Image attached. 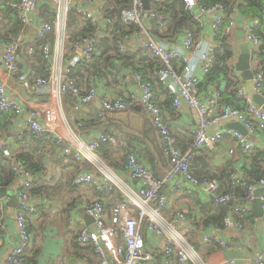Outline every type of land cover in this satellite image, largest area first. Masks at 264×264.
Here are the masks:
<instances>
[{
    "label": "built area",
    "instance_id": "obj_1",
    "mask_svg": "<svg viewBox=\"0 0 264 264\" xmlns=\"http://www.w3.org/2000/svg\"><path fill=\"white\" fill-rule=\"evenodd\" d=\"M130 1V6L123 9L117 18L102 15L101 8L109 0H17L12 3L21 27L8 40L0 39V114L12 128L9 134H5V130L0 127V159L7 158L10 161L13 173L10 186L13 192L7 191L5 187L6 193L0 196V214L6 212V203L15 197L13 209L17 242L2 264H28L26 258L32 252L29 218L38 214L42 196L32 192L35 174L24 162L13 157L15 150L20 149V143H26L31 136L50 143L60 151L61 156L77 163H87L89 168L98 171L99 176L89 169L77 174L74 177L76 184H89L99 192L118 188L120 197L110 208L100 199L85 205V213L92 216L93 222L90 225L83 224L75 233L79 247L86 249L97 264H154L156 252L146 245L150 235L162 239L161 264H209L192 242V234L185 228L189 221V210H168V191L185 195L191 200L211 202L214 206H227L222 226L202 224V213L196 214V219L206 229L200 244L225 248L228 242L222 235L226 229L248 230L249 222L244 218L252 212L255 190L264 187V158L258 157L263 175L254 184H247L240 170L230 173L233 183L246 185L247 192L241 196L224 191V184L216 178L197 177L193 173L192 162L201 148L214 150L226 135L232 138L241 156L250 157L257 151L264 152L248 137L256 132L264 135V110L256 106L244 87L239 85L236 98L241 100V104L220 103L221 92L216 90L212 97L217 102L218 111L211 113L198 85L211 69L215 54L212 45L202 39V31L198 34L199 31L194 33L185 29L180 40L181 47H168L149 36L140 38L143 31L144 34L148 31L144 25L145 16L158 20L160 24L164 23L165 16L154 11L151 6L146 10L143 0ZM184 1L186 10L194 18L198 14H208L212 34L215 36L219 33L224 19L223 4L215 3L206 7L200 0ZM73 6L77 7L76 12L81 19L93 28V33L73 39L67 32V19ZM235 13L236 8H232L231 14L234 16ZM116 19L123 24H137L142 29L135 34L121 35L116 40L118 52H127L131 38H137V47L158 61L160 67L157 79L171 91L172 106L179 108L185 102L195 112L197 124L191 130L192 144L187 149L178 147L177 138L166 121V114L154 99L152 83L132 67L127 72L140 88V97L131 92L116 100H102L95 87H80L75 75L77 67L82 64L88 66L93 62L97 46L114 31ZM256 23L255 19L247 17L243 22V35L252 56L250 70L253 73V90L264 95V69L257 63L260 58V38L253 31ZM233 24L234 19L230 17L229 25ZM41 39L43 42L39 50L45 75H36L30 66L33 61H37L36 42ZM9 81H18L26 98H18L11 93ZM43 93L46 99L40 98ZM68 95L76 99L79 109L84 106L90 108V104L99 100L101 109L94 120L98 128L85 132L82 119H68L66 116L65 120L59 119L58 114ZM137 101L157 132L159 150L166 167L163 176L156 178L138 158L135 149L129 147L124 167L137 182V187L133 188L122 182L101 157L104 144L115 146L118 142L117 136L105 132L102 125L105 124V118L109 119L111 111H130ZM24 113H27L25 119L22 117ZM229 116L237 118L247 130L246 135L233 129L209 130L214 123ZM228 152L232 154L233 149ZM261 203L264 236V196L261 197ZM242 261L264 264V249L254 250L248 258H229L219 264H243Z\"/></svg>",
    "mask_w": 264,
    "mask_h": 264
},
{
    "label": "crops",
    "instance_id": "obj_2",
    "mask_svg": "<svg viewBox=\"0 0 264 264\" xmlns=\"http://www.w3.org/2000/svg\"><path fill=\"white\" fill-rule=\"evenodd\" d=\"M9 1L13 3L16 0ZM151 1L152 0H150V6ZM236 11L237 13H235L234 16L232 14L230 16L234 19V24L225 25L223 29V34L226 39L225 43L232 46V74L225 76L220 74L215 81L209 80L210 82L203 76L200 82V88L203 91V101L209 105L211 113L218 111L217 102L212 97L214 91L218 90L221 92L222 99L220 103H223V98L226 102H231L236 98V95H233L236 94L237 87L239 85L244 87L245 84V80L240 73H238L235 66L240 52L239 45L245 41L243 35V22L247 17L251 18L252 13L245 4L240 5L239 10L238 7H236ZM100 17L102 16L100 15ZM152 19L153 18L145 16L144 25H146L148 31L146 30L147 34H144L143 31L140 38L149 36L165 43L168 47H181L180 40L183 31L185 28H189L188 26L184 25L181 29L173 31L167 28V22L164 21L163 24L158 22V28L157 31H155L156 26L151 23ZM153 20L155 21V19ZM193 21L195 22L194 28H201L198 34L202 31V39L205 40L206 44L212 45L213 49H215L219 44L218 39H221L222 36H220L221 34H218L219 36H214L212 34L209 28L210 16L208 14H198L197 18L193 19ZM7 22L6 12L3 11V8H0V34L6 33ZM168 23H170V21ZM78 27L81 28L84 27V25L81 24ZM113 32H115V30ZM136 40L137 38L135 37L131 38L127 50L128 54H130L129 56H131L134 66L139 69L138 71L142 75L151 80H155L157 67L154 65V60L148 57L145 50L137 47ZM100 46V44L97 46L96 52L98 49H101ZM95 53L94 55L97 57ZM261 59L262 57L259 58L257 63L260 64ZM102 65L105 64L102 63ZM30 67L35 71L36 75H45L43 61H33ZM119 67L120 66L117 68ZM21 69H23V67ZM128 69L129 68L122 69L120 76L117 78L112 74L110 69H108L110 72L109 74L100 77L98 73L100 71H93L91 66H78L75 74L82 89L94 86L97 94L102 100H116L132 92V84L130 83L131 78L127 72ZM197 72L198 74L200 73L199 70H197ZM229 79L232 80L231 83ZM155 88V97L162 105L168 100H171L172 93L168 88L159 84H156ZM8 89L18 98H26V94L18 81H9ZM40 98L46 99V94H41ZM67 98L68 96L65 100H67ZM68 100L69 102L65 101L62 111L58 114L60 120H65V116L68 117V119L88 118L90 119L89 123L95 125L96 122L94 120L97 115L96 111L101 109V103L98 99L95 100L97 109H95L94 112H91L92 110L88 108V106L79 109L77 108V101L71 103L72 100ZM135 106L136 107L130 109V111L114 110L110 112L109 118L111 120L108 119L105 125H107L109 129V133H114L117 136L119 144L118 142L115 146L110 144L108 145L109 148L103 147L101 150V157L104 162L122 182L133 188L137 187V182L133 180L123 168V159H125L124 156L128 150L127 148L133 147L135 149L138 158L152 174L157 176L163 173V156L159 150L157 132L140 104L137 103ZM161 107L166 114V121L177 138L179 147L184 149L188 146V143L192 141V136H190L191 130L197 124L195 112L190 109L185 102H183L179 108H174L171 103L170 110L163 106ZM22 117L24 119L27 118V113H24ZM92 130L94 129L85 127V132ZM61 131L62 133L64 132L62 124ZM248 137L255 145L264 150L263 134L256 132L249 134ZM230 149H233L232 154L228 152ZM32 152L37 159H40L41 164L40 172L34 173V180H39L40 182L38 183H40L41 186L52 187L54 193L47 194L45 191L41 190L42 200L38 206V214L29 218V232L31 236L33 235L36 237V232L38 231H40L41 235L44 234L45 237L52 236L49 240L42 242V249L43 246L47 244V247L50 249L49 252H56L59 254L61 253L62 246H64L65 249L69 247L67 250L68 257L66 262H64L65 264H97L92 260L91 254H89L86 249H80L76 242L75 233L79 227L86 224L84 215L87 213H85L84 207L88 202L93 199H100L107 208H110L114 202L119 199L120 193L115 189L108 192H99L89 184H76L74 177L77 174L83 173L86 169H89L95 176H99L98 171L89 168L87 163H77L69 158L61 156L59 154L60 151L48 142L44 143L42 146L39 144ZM252 159L253 156L244 157L239 155L238 151L235 149L234 141L226 135L222 141L216 145L214 150H210L206 147L201 148L198 155L195 157L193 167L196 165H205L212 174L219 177L222 176L221 172L224 169L225 172L229 170H240L245 175L251 167ZM6 188L7 191L13 192L12 186L9 185L6 186ZM168 193L170 199L168 206L169 211L181 208L189 210V221L185 224V228L189 234H192L190 237L192 242L201 251L207 263L219 264L229 258H248L253 255L254 250L264 249V236L262 233L263 222L261 216H255L252 219L248 216L245 217L249 222L248 230L234 228L226 229L223 232L224 235H222L228 242L225 248L200 244L202 234L206 233L203 231L206 229L203 228L196 219V214L201 213L199 206L196 204V200H191L182 194H174L170 191H168ZM14 204V200L7 202L5 205L6 212L0 214V264H2L7 254L11 251L12 246L17 242V232L14 222ZM215 209H217L216 206H211L209 213L212 214ZM91 223L90 221L87 225ZM35 241L38 240L35 239ZM162 243L161 238L154 237L153 235H150L146 239L147 247L156 252L154 264H161ZM33 253L32 256H34ZM32 259L34 260V257ZM242 263L247 264V262L244 261H242Z\"/></svg>",
    "mask_w": 264,
    "mask_h": 264
},
{
    "label": "trees",
    "instance_id": "obj_3",
    "mask_svg": "<svg viewBox=\"0 0 264 264\" xmlns=\"http://www.w3.org/2000/svg\"><path fill=\"white\" fill-rule=\"evenodd\" d=\"M17 1V0H16ZM15 1V2H16ZM201 4L206 6V7H210L215 3H221L224 6V19L222 24L220 25V31H219V35L222 36L221 39H218V46L214 49V54H215V61L211 67V69L209 70V72L206 74V80H214L220 75L223 74L225 75H229L232 74L233 71V67L231 66V59L233 57V52L231 49V46L226 42V39L224 37L223 34V29L225 27V25H229V19L231 16V12H232V8H236L238 7L239 10V6L242 4H245L247 6V8H249L251 10L252 13V19H256V24L254 26V33L260 38L261 44L259 47L260 50V54L259 56L262 57V59L260 60V64L264 69V0H200ZM14 3V2H13ZM131 4L130 0H109V2L107 4H105L102 8L101 11L103 12L104 16H108V17H116L122 12L123 9L128 8ZM0 8H3V11L6 12V19H7V26H6V33L5 34H0V39H9L10 37L15 36L20 27H21V23L19 22V20L16 17V13H15V9L12 7V3L9 0H2V2L0 3ZM151 8L156 11L157 13L163 14L165 16L164 21L167 22L166 26L168 29H171L173 31H176L178 29H181L182 26L186 25L189 28H185V29H190L192 30V32L197 33L201 28L197 27L194 28L193 26L195 25V22L193 21L194 16L192 15V13L188 10H186L185 8V1L184 0H152L151 1ZM77 7L73 6L69 15H68V19H67V32L73 37V39H77L79 37L85 36L88 33H93V28H91L90 25H88L87 23H84V21H82L81 17L79 16V14L76 12ZM50 16H52V14H50ZM170 21V23H168ZM158 20H153L151 21V23L153 25L156 26V30L158 28ZM160 23V22H159ZM81 24L84 25V27L79 28L78 26H80ZM193 27V28H192ZM115 32L110 33L109 36L105 37L101 43H100V47L101 49H98L97 52L95 50V54L97 55V57H95L94 55V60L93 62L88 65L87 67L93 68V71L98 72L99 74L102 75H107L110 72L108 71V69H110L112 71V74H114V76L117 78L120 76V73L122 72V69L124 68H130L132 67L133 69H135V71H137L138 73H140L136 68V66H134L132 60H131V56H129L130 54H128L127 52H124L123 54L119 53L116 47V40L123 34H127V33H138L139 31H141V27L137 24H123L122 22H120V20L116 19V25H115ZM217 34V35H218ZM218 35V36H219ZM43 42V39L38 40L36 42V55L35 57L37 58V61L42 62V56L40 54V50H39V45ZM148 57L154 60V65L158 68L160 67L158 61L155 59V57L151 56L150 54H148ZM44 62V61H43ZM105 64V65H102ZM119 64V65H118ZM81 66H85L84 64H82ZM118 66H120L119 68H117ZM108 67V68H107ZM107 72V73H104ZM141 74V73H140ZM76 75V74H75ZM142 75V74H141ZM144 77V79L149 80L152 85H153V89H154V99L156 101V103L158 105L163 106L164 108L170 110L171 109V103H172V97L171 100H168L167 102H165L163 105L157 100V98L155 97L156 95V91H155V85L159 84L161 85L160 82H158L157 79V74H156V78L155 80H151L149 78H147L146 76L142 75ZM204 77V78H205ZM210 82V81H209ZM229 82L231 83L232 80L229 79ZM163 86V85H161ZM199 88H200V83H199ZM200 91L203 93V91L200 88ZM236 94H234L233 96H235ZM125 97V96H123ZM221 98H222V94H221ZM68 99H71L72 102H76V99L72 96V95H68L67 98V102H69ZM223 103H230L233 105H239V103L241 104V100L235 98L234 101L231 102H226L223 98ZM139 103L138 101L132 106L131 109L135 108L136 104ZM160 103V104H159ZM140 104V103H139ZM141 106V104H140ZM141 108L143 109V107L141 106ZM90 109L92 110L91 112H94L96 108L95 102H93L92 104H90ZM100 111V110H99ZM99 111H96L97 113ZM5 118L2 114H0V127H2V129L5 130V134H9L11 132V124H8V122H5ZM83 123H84V128H98L97 123L95 125H91L90 119L86 118V119H82ZM91 125V126H90ZM102 127H104V131L109 133V129L107 128V125L103 124ZM192 133V132H191ZM190 136H192V134H190ZM193 139V136H192ZM28 141L24 144L20 143V149L15 150L13 157L16 160H19L21 162H24V164L27 165L28 169L30 171H32L33 173L36 172H40V159H37V157L34 155V153L32 152L33 149L35 147H38L39 144L42 146L44 143H46L43 139H37L35 138V136H31L30 138L27 139ZM192 144V141L190 143H188L189 147ZM110 145L109 143L104 144V148H109ZM178 145V142H177ZM102 147V148H103ZM179 147V145H178ZM187 147H185L184 149H180L181 150H185L187 149ZM129 149V148H127ZM106 151V150H105ZM198 154H196L194 156L193 162L195 160V157ZM258 157H262L264 158V153L263 152H259L257 151V153L253 156L252 159V164L250 169L248 170V172L245 174V180L247 184H254L262 175H263V170L262 167L259 164L258 161ZM163 160V173L160 175H154L156 178H159L161 176H163L164 174V170L166 167L165 164V160L162 157ZM233 170H229L227 172H225V169L221 172V177L219 176H215L214 174H212L207 166H199L196 165L193 167V173L199 177V178H216L220 181H222V183L224 184L223 190L230 192L232 194H235L236 196H241L243 194H245V192H247V188L246 185L241 186L240 184H235L231 181L229 175ZM13 181V173L11 171V166H10V161L7 158H2L0 159V185L1 186H9L11 185ZM39 180H34L32 179V192H37L40 193L41 190L45 191L47 194L48 193H54V189L52 187L49 186H41ZM41 186V187H40ZM42 194V193H40ZM196 204L197 206H199L201 213H202V224H208V223H213L219 226L223 225L222 222V218L224 215V212L226 211V207L227 206H222V205H218L216 206L217 209H215V211L210 214L209 210L210 207L213 206V204L211 202H207V201H197L196 200ZM249 218H253L255 217L252 212L250 213V215L248 216ZM246 219V218H244ZM33 253V252H32ZM32 253L30 256H32ZM35 253V251H34ZM33 253V254H34ZM30 256H27L26 260L28 262V264H32V258Z\"/></svg>",
    "mask_w": 264,
    "mask_h": 264
},
{
    "label": "water",
    "instance_id": "obj_4",
    "mask_svg": "<svg viewBox=\"0 0 264 264\" xmlns=\"http://www.w3.org/2000/svg\"><path fill=\"white\" fill-rule=\"evenodd\" d=\"M143 5L146 10L150 9V0H143ZM239 47L240 52L235 68L245 80L244 90L248 94L251 101L256 106H259L264 110V95L253 90V73L250 70V61L252 59V56L250 54L249 45L246 41H244L239 45ZM130 83L132 84V93L137 97H140L142 94L140 88L137 86L134 80L131 79ZM220 129H233L239 131L243 135L247 134V130L245 129V127L234 116H229L221 121L214 123L212 126L209 127L210 131ZM5 193L6 188L0 186V196H4ZM254 195L255 199L252 204V214L256 217H259L262 214L261 197L264 196V187L257 188L254 192ZM12 200L15 201V197L12 198ZM84 218L86 219V224H89L90 221H93V218L90 217V215L88 214H85Z\"/></svg>",
    "mask_w": 264,
    "mask_h": 264
},
{
    "label": "rangeland",
    "instance_id": "obj_5",
    "mask_svg": "<svg viewBox=\"0 0 264 264\" xmlns=\"http://www.w3.org/2000/svg\"><path fill=\"white\" fill-rule=\"evenodd\" d=\"M93 84V83H92ZM94 87V86H93ZM110 119V118H109ZM111 120V119H110ZM108 120L107 118L104 119V123H106ZM113 121V120H112ZM108 124V123H107ZM111 133V132H110ZM111 134H114V133H111ZM118 139V138H117ZM119 144V142H118ZM124 152V151H123ZM128 152V151H127ZM124 158H126L124 156ZM124 162V163H123ZM123 168L125 170V167L124 165L126 164V160L123 159ZM108 168H110L108 165H107ZM192 167H193V162H192ZM111 169V168H110ZM112 170V169H111ZM126 171V170H125ZM127 172V171H126ZM127 174L129 175V173L127 172ZM115 190H118L117 187H114ZM95 200V199H93ZM93 222V221H92ZM51 224V223H50ZM203 229V228H201ZM37 235L36 237H34L33 235L31 236V239H32V251L34 253V256H30L31 258L34 257V260H32V264H65L64 262H66L67 260V250L69 249V247H67L68 249H65L64 246L61 247V253L57 254L56 252H49L50 249L47 247V244L46 246H43V249H42V242L46 241V240H49L50 238H52V236H46L43 234L41 235L40 231L36 232ZM38 240V241H35ZM54 239V238H53ZM66 241V240H65ZM63 244V243H62ZM40 249V250H39ZM81 249V248H80ZM32 253V252H31ZM37 257V258H36ZM57 259V260H56Z\"/></svg>",
    "mask_w": 264,
    "mask_h": 264
}]
</instances>
